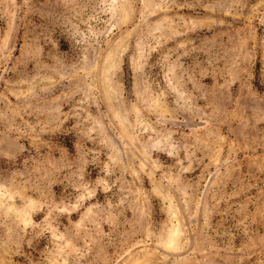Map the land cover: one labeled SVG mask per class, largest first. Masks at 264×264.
Segmentation results:
<instances>
[{
	"label": "rangeland",
	"instance_id": "1",
	"mask_svg": "<svg viewBox=\"0 0 264 264\" xmlns=\"http://www.w3.org/2000/svg\"><path fill=\"white\" fill-rule=\"evenodd\" d=\"M0 264H264V0H0Z\"/></svg>",
	"mask_w": 264,
	"mask_h": 264
}]
</instances>
